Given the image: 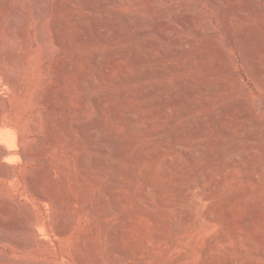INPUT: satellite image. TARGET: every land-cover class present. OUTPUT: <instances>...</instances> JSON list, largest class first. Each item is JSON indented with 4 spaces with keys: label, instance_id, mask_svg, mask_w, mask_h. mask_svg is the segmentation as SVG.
<instances>
[{
    "label": "rangeland",
    "instance_id": "1",
    "mask_svg": "<svg viewBox=\"0 0 264 264\" xmlns=\"http://www.w3.org/2000/svg\"><path fill=\"white\" fill-rule=\"evenodd\" d=\"M0 2V264H264V0Z\"/></svg>",
    "mask_w": 264,
    "mask_h": 264
},
{
    "label": "bare ground",
    "instance_id": "2",
    "mask_svg": "<svg viewBox=\"0 0 264 264\" xmlns=\"http://www.w3.org/2000/svg\"><path fill=\"white\" fill-rule=\"evenodd\" d=\"M29 1H30V0H29ZM42 1H43V0H42ZM45 1H46V0H45ZM53 1H54V0H53ZM135 1H137V0H135ZM0 3H1V2H0ZM8 5H9V4H8ZM65 6H66V5H65ZM8 7H9V6H8ZM38 7H39V6H38ZM43 7H44V6H43ZM2 8H3V7H2ZM5 8H6V6H5ZM11 8H12V7H11ZM11 8H10V9H11ZM143 9H144V8H143ZM6 10H7V9H6ZM15 10H16V9H15ZM8 11H9V10H8ZM12 11H14V10H12ZM12 11H11V13H10L9 15H11L12 13H14V12H12ZM218 13H219V12H218ZM5 15H6V14H5ZM16 15H17V14H16ZM16 15H15V16H16ZM6 16H7V15H6ZM15 16H14V17H15ZM34 16H36V15H34ZM14 17H13V19L15 20ZM8 18H9V17H8ZM10 18H11V17H10ZM19 18H20V17H19ZM216 19H217V17H216ZM10 20H11V19H10ZM16 21H18V20H16ZM17 23H18V22H17ZM17 23H16V24H17ZM13 24H14V23H13ZM17 25H18V24H17ZM20 26H21V25H20ZM17 27H18V26H17ZM10 30H11V29H10ZM14 30H15V29H14ZM17 30H18V29H17ZM10 32H11V31H10ZM24 33H25V32H24ZM27 34H28V33H27ZM15 35H16V34H15ZM20 35H21V34H20ZM25 35H26V33H25ZM23 38H24V36H23ZM0 47H1V46H0ZM11 51H12V50H11ZM9 56H10V55H9ZM10 59H11V58H10ZM8 60H9V58H8ZM10 63H11V62H9V64H10ZM9 64H8V65H9ZM12 64H13V63H12ZM12 64H11V65H12ZM12 66H14V65H12ZM12 66H11V67H12ZM15 67H16V66H15ZM3 71H4V70H3ZM0 75H1V74H0Z\"/></svg>",
    "mask_w": 264,
    "mask_h": 264
}]
</instances>
